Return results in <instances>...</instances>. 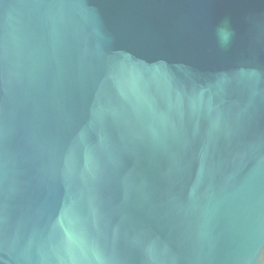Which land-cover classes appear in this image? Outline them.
<instances>
[{
	"label": "water",
	"instance_id": "1",
	"mask_svg": "<svg viewBox=\"0 0 264 264\" xmlns=\"http://www.w3.org/2000/svg\"><path fill=\"white\" fill-rule=\"evenodd\" d=\"M0 264H264V0H0Z\"/></svg>",
	"mask_w": 264,
	"mask_h": 264
},
{
	"label": "clouds",
	"instance_id": "2",
	"mask_svg": "<svg viewBox=\"0 0 264 264\" xmlns=\"http://www.w3.org/2000/svg\"><path fill=\"white\" fill-rule=\"evenodd\" d=\"M232 35L233 33L230 29L229 22L225 20L223 24L217 28L216 31L217 42L222 47H226L230 43Z\"/></svg>",
	"mask_w": 264,
	"mask_h": 264
}]
</instances>
